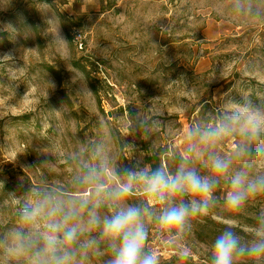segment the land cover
Returning <instances> with one entry per match:
<instances>
[{"label":"rangeland","instance_id":"374dc122","mask_svg":"<svg viewBox=\"0 0 264 264\" xmlns=\"http://www.w3.org/2000/svg\"><path fill=\"white\" fill-rule=\"evenodd\" d=\"M8 50L15 61L0 63V264H28L5 249L35 192L74 193L83 166L102 158L117 170L151 168L152 159L174 172L191 127L246 107L264 112V0H0V54ZM256 147L264 149V134ZM249 164L264 173V155ZM226 189L177 243L150 238L159 264H208L227 217L242 240L252 238L264 196L232 212ZM109 259L103 244L77 256L81 264Z\"/></svg>","mask_w":264,"mask_h":264},{"label":"clouds","instance_id":"9594fccd","mask_svg":"<svg viewBox=\"0 0 264 264\" xmlns=\"http://www.w3.org/2000/svg\"><path fill=\"white\" fill-rule=\"evenodd\" d=\"M14 61L13 50L0 54V63ZM262 134L264 112L246 107L243 114L233 113L213 125L191 127L174 172L135 163L117 170L107 158L85 164L74 178V193H34L19 213V228L6 254L27 256L28 264H81L78 254H99L103 244L110 253L108 264H159L157 253L148 247L150 238L177 243L192 230L194 220L207 218L220 203L222 185L227 186L223 206L232 212L264 196V173L252 174L249 164L264 155L256 147ZM231 136L239 139L222 153L218 145ZM133 197L136 203L129 202ZM103 208L108 212L101 214ZM224 223L212 241L208 264L264 258V214L247 241L234 230L233 218ZM83 236L87 239L81 243Z\"/></svg>","mask_w":264,"mask_h":264},{"label":"trees","instance_id":"16d2710c","mask_svg":"<svg viewBox=\"0 0 264 264\" xmlns=\"http://www.w3.org/2000/svg\"><path fill=\"white\" fill-rule=\"evenodd\" d=\"M52 73H54L53 72V70H50ZM253 159V158H252ZM148 162H149V164L151 165V168H156L157 166H156V164H154V161L152 160V159H149L148 160Z\"/></svg>","mask_w":264,"mask_h":264},{"label":"water","instance_id":"95a60500","mask_svg":"<svg viewBox=\"0 0 264 264\" xmlns=\"http://www.w3.org/2000/svg\"><path fill=\"white\" fill-rule=\"evenodd\" d=\"M110 116V115H109Z\"/></svg>","mask_w":264,"mask_h":264}]
</instances>
